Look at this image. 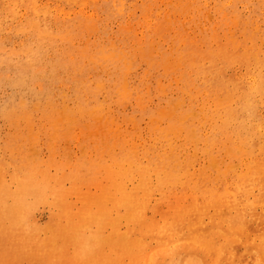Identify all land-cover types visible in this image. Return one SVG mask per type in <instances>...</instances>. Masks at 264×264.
<instances>
[{
    "label": "rangeland",
    "instance_id": "rangeland-1",
    "mask_svg": "<svg viewBox=\"0 0 264 264\" xmlns=\"http://www.w3.org/2000/svg\"><path fill=\"white\" fill-rule=\"evenodd\" d=\"M261 125L264 0H0V264H264Z\"/></svg>",
    "mask_w": 264,
    "mask_h": 264
},
{
    "label": "bare ground",
    "instance_id": "bare-ground-1",
    "mask_svg": "<svg viewBox=\"0 0 264 264\" xmlns=\"http://www.w3.org/2000/svg\"><path fill=\"white\" fill-rule=\"evenodd\" d=\"M188 7H185L184 10H187ZM172 15V14H171ZM170 20V18L168 19ZM172 21V20H171ZM257 31V30H256ZM257 92V87L252 88V93L255 94ZM231 100V99H230ZM232 104V103H231ZM260 133H264V126L261 125L258 128ZM241 148V146H239ZM240 150V149H239ZM238 150V151H239ZM246 150V149H245ZM241 151V150H240ZM245 152V151H244ZM246 153V152H245ZM217 159H215L216 161ZM217 163V162H216ZM247 172V173H246ZM247 178L254 180L255 182L262 181V178H264V165H261L260 163L256 162L255 165L252 166H246V171H245ZM262 203V202H261ZM262 207L264 208V203H262Z\"/></svg>",
    "mask_w": 264,
    "mask_h": 264
}]
</instances>
